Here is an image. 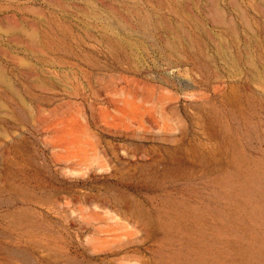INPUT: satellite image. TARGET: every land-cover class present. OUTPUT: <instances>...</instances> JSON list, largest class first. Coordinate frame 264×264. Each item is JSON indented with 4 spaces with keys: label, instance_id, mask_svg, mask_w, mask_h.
<instances>
[{
    "label": "rangeland",
    "instance_id": "374dc122",
    "mask_svg": "<svg viewBox=\"0 0 264 264\" xmlns=\"http://www.w3.org/2000/svg\"><path fill=\"white\" fill-rule=\"evenodd\" d=\"M0 67V264H264V0H0Z\"/></svg>",
    "mask_w": 264,
    "mask_h": 264
},
{
    "label": "bare ground",
    "instance_id": "6f19581e",
    "mask_svg": "<svg viewBox=\"0 0 264 264\" xmlns=\"http://www.w3.org/2000/svg\"><path fill=\"white\" fill-rule=\"evenodd\" d=\"M215 15L219 16V14L217 12L215 13ZM2 30L5 31L6 33H17V34H20V35H24L26 38H28L32 42L35 41V39L37 37V32H38L36 28L27 29V28H24L23 25L21 26V25H17V24H8L6 26V28H4ZM37 43H39V42H37ZM0 81L8 83V81L6 79V76L4 75V71H3V69L1 67H0Z\"/></svg>",
    "mask_w": 264,
    "mask_h": 264
}]
</instances>
